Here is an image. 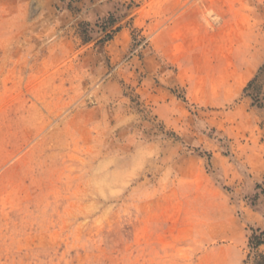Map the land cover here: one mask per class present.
Wrapping results in <instances>:
<instances>
[{
    "label": "rangeland",
    "instance_id": "374dc122",
    "mask_svg": "<svg viewBox=\"0 0 264 264\" xmlns=\"http://www.w3.org/2000/svg\"><path fill=\"white\" fill-rule=\"evenodd\" d=\"M263 230L264 0H0V264H251Z\"/></svg>",
    "mask_w": 264,
    "mask_h": 264
},
{
    "label": "trees",
    "instance_id": "16d2710c",
    "mask_svg": "<svg viewBox=\"0 0 264 264\" xmlns=\"http://www.w3.org/2000/svg\"><path fill=\"white\" fill-rule=\"evenodd\" d=\"M255 79H253L250 83H252ZM264 230L259 232L258 234L256 231H253L252 234L249 236V246L252 249H256L259 245L263 242ZM251 264H264V253L257 254L254 256V259Z\"/></svg>",
    "mask_w": 264,
    "mask_h": 264
}]
</instances>
